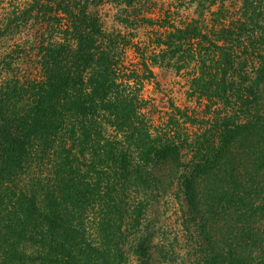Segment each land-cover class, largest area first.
I'll list each match as a JSON object with an SVG mask.
<instances>
[{
	"label": "trees",
	"instance_id": "1",
	"mask_svg": "<svg viewBox=\"0 0 264 264\" xmlns=\"http://www.w3.org/2000/svg\"><path fill=\"white\" fill-rule=\"evenodd\" d=\"M155 64L190 104L149 114ZM160 197L163 262L264 264V0H0V264H128Z\"/></svg>",
	"mask_w": 264,
	"mask_h": 264
},
{
	"label": "rangeland",
	"instance_id": "2",
	"mask_svg": "<svg viewBox=\"0 0 264 264\" xmlns=\"http://www.w3.org/2000/svg\"><path fill=\"white\" fill-rule=\"evenodd\" d=\"M228 4L237 3L238 0H226ZM103 22L106 27H112L117 23L113 19L114 9L110 4H104L99 7ZM197 5L193 3L188 8L182 9V17L197 15ZM145 29L139 30L140 38L145 35ZM155 72V80L146 82L144 87V95L150 99L148 112L156 117L161 109L168 106V100L172 99L177 104L188 105L185 94L186 81L178 75L173 68L165 65L155 64L152 66ZM180 206L169 197H160L151 201L146 209L142 225L136 230V235L131 237L127 245L128 248V264H145L147 257L143 256L138 244L143 239H147L151 258L149 264H172L171 262H163L161 250L171 247L177 235L182 236L183 253L186 247L191 244V235L187 228L181 224V212L177 213ZM166 250V249H165Z\"/></svg>",
	"mask_w": 264,
	"mask_h": 264
}]
</instances>
